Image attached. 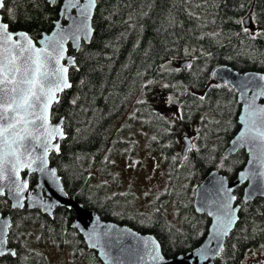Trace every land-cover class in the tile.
I'll return each mask as SVG.
<instances>
[{"label":"trees","instance_id":"obj_1","mask_svg":"<svg viewBox=\"0 0 264 264\" xmlns=\"http://www.w3.org/2000/svg\"><path fill=\"white\" fill-rule=\"evenodd\" d=\"M61 3L5 0L3 19L11 29L25 30L38 40L59 19ZM248 15L252 25L243 27L251 33L264 32V0H99L91 43L83 44L78 53L70 48L78 68L70 71L72 88L52 110L53 121L65 117L66 138L60 154H52L51 163L61 170L70 197L104 219L154 233L167 257L194 249L207 233V215L196 213L193 206L196 187L213 169L233 179L247 163L245 150L224 155L240 128L241 105L231 86L213 80L212 71L228 64L242 72L264 73V36L253 40L235 22ZM184 59L191 60L190 68L179 66ZM177 68L181 71H175ZM178 107L183 119L174 115ZM128 110L135 128L139 125L164 133L159 142L173 140L176 132L180 135V123L199 124L198 151H191L186 158L180 151L164 153L171 187L178 186L182 171L192 180L188 204L167 190L144 223L140 215L126 213L131 205L138 209L134 192L116 193L112 182H100L89 173L95 165H102L105 171L114 165L110 159L120 140L114 131L119 130ZM214 138L218 148L212 151ZM110 141L112 147L107 150ZM243 193V185L235 190L242 205L240 220L217 264H242L248 251H264V198L245 203ZM167 199L174 204L175 223L168 218ZM0 207L12 215L15 228L35 226L57 238L75 232L71 227L73 212L64 207L57 208L53 217L27 208L12 210L5 197L0 199Z\"/></svg>","mask_w":264,"mask_h":264},{"label":"water","instance_id":"obj_2","mask_svg":"<svg viewBox=\"0 0 264 264\" xmlns=\"http://www.w3.org/2000/svg\"><path fill=\"white\" fill-rule=\"evenodd\" d=\"M48 1L54 5L57 0ZM98 1L92 10V17L88 21L92 29H94L93 19ZM81 3H86V0H81ZM65 6L66 0H62L59 19L55 21L52 30L43 32L38 40L33 39L29 32L25 30H14L9 26V31L13 33H27L36 48L47 46L49 47V51H52V46L48 43V40L52 38L54 33L59 31L56 26L57 23L64 29H68L72 23L71 19L61 14ZM3 8H0V22L8 24L3 19ZM67 15L69 17H78L79 13L76 9H72ZM245 21L246 26L250 27L252 24L251 16L248 15ZM94 33L95 29L92 36L87 40L81 37L78 47L77 42L68 38L64 42L65 60L61 63H66L68 58H74L77 69L76 55L70 52V48L78 53L83 44L91 43ZM188 64H191L190 59H184L179 62L181 68H187ZM72 69L70 66L69 72L67 73L69 80ZM212 76L216 82L229 84L233 87L237 92L238 101L241 105L238 115L240 128L224 150V155L225 157H230L239 150H245L248 155V160L244 168L239 171L235 178L230 179L219 169H213L196 187L193 202L194 209L198 214H206L211 221L204 240L194 249L175 257H167L163 253L160 241L154 234L142 233L128 224L104 219L97 211L87 208L82 202L68 195L62 177L58 173L57 166L51 163V155L60 154L61 144L65 138H60L57 141H48V153L47 156H44L47 133L51 131L52 127H60L65 133V117L60 118L58 121L52 120V110L56 105L55 103L52 105L50 120L45 128L19 124L13 133L10 134V141L14 140L16 142L12 143L10 148L5 147L4 150L6 153H15V155L7 156V160L10 163L4 165V171L0 174V190L3 192L0 198L7 196L11 201L13 209H23L27 204L29 208L38 209L49 216H53L54 209L58 206L73 209L75 220L71 226L77 229L84 237L89 248L97 251L103 264H217L216 259L221 255L222 251L218 254L209 251L207 259H205L203 251L205 249L214 250L218 246H222L223 250L227 238L236 228L242 209L235 194L237 187L244 186L242 200L245 203L254 201L257 198H264V139L260 138L264 134V118H261L257 112L251 115H249V112H246V108L252 103L253 98H255L254 108L256 110L264 108V73L260 71L241 72L228 64H220L213 70ZM242 85H246V87H242ZM70 89L59 93V102L63 93ZM25 128H27V132ZM17 132L19 136H16ZM29 132L31 135H28ZM242 136L244 137L243 139H241ZM20 137H23V139H20ZM55 143L59 144L58 152L53 148ZM41 157L44 158L47 164V168L43 172L39 170L42 166ZM49 170H55V178L51 176ZM24 172H27L25 177L22 175ZM32 173L36 174L38 179L33 192L29 189L28 181L29 175ZM25 182L28 187L24 192L23 206L21 207L14 195L13 189L16 184H24ZM232 197H235V199H232ZM225 201H230L236 219L226 236H223L222 239H214L218 218L222 219L224 216L225 210L223 205ZM4 223L8 224L9 235L13 225L12 216L9 213L4 214L0 207V225ZM93 235L95 238H90ZM154 257L156 258L154 259Z\"/></svg>","mask_w":264,"mask_h":264},{"label":"snow or ice","instance_id":"obj_3","mask_svg":"<svg viewBox=\"0 0 264 264\" xmlns=\"http://www.w3.org/2000/svg\"><path fill=\"white\" fill-rule=\"evenodd\" d=\"M97 0H86L82 4L81 0H66V6L61 13L66 18L71 19L72 23L68 29H64L57 23L58 32L54 33L48 43L52 46V51L49 47L36 48L33 41L28 37L27 33L9 31V25L0 22V174L4 171V165L10 163L7 160L8 155H15V153H6L5 147H11L12 143L9 136L16 129L17 125H31L33 127L45 128L50 120V113L52 105L59 103V93L66 89H70L72 84L68 79L67 73L71 66L74 70L76 64L74 58H68L66 63L61 62L65 60L64 42L71 38L77 42V47L81 37L86 40L89 39L94 29H92L88 21L92 17V10L95 8ZM4 0H0V8H3ZM76 9L79 13L78 17H69L67 14L70 10ZM242 26V31L251 35V39L255 40L257 36H264V32L251 33L247 27H243L245 19L241 18L235 21ZM18 50V51H17ZM187 67H191L188 64ZM175 71H181L180 68ZM168 87V85H165ZM246 87V85H242ZM202 100L203 97L201 96ZM171 101V97L169 98ZM74 104L75 101L73 100ZM143 103V101H138ZM255 98L251 104L246 108V112L251 115L257 112L261 118H264V108L256 110L254 108ZM178 119H183L182 111L178 107L177 113L174 114ZM164 119V117H160ZM27 132V128H25ZM28 135H31L29 132ZM19 136V133H16ZM60 138H66L62 128L53 126L51 131L47 133L46 146L44 148V156H47L48 141H57ZM244 137L242 136L241 139ZM264 139V134L261 135ZM23 139V137H20ZM156 139V137H153ZM186 151L191 152L195 149V145L191 143L192 138L185 136ZM55 151H59V144L53 145ZM186 158V157H185ZM41 159L40 171H45L47 168L46 161L43 157ZM51 176L55 178V170H49ZM28 185L16 184L13 189L14 195L18 201L19 206H23L24 192ZM0 195H3L0 190ZM235 199V197H232ZM15 206V205H14ZM224 216L218 218L214 239L220 238L228 234V230L235 222L234 210L232 209L230 201H225ZM94 239V235L90 237ZM8 224L0 225V257L10 255L17 256L16 251L8 247ZM95 246V245H93ZM264 247V246H262ZM218 254L222 251V246H218L214 250L205 249L203 255L207 259L208 252ZM156 257H154L155 259Z\"/></svg>","mask_w":264,"mask_h":264},{"label":"rangeland","instance_id":"obj_4","mask_svg":"<svg viewBox=\"0 0 264 264\" xmlns=\"http://www.w3.org/2000/svg\"><path fill=\"white\" fill-rule=\"evenodd\" d=\"M142 99L144 100V98ZM130 111L128 110L122 116L119 130L114 131V136L117 137L118 135L120 139L119 143L115 145L118 149L115 150V154L110 159L114 165H108L107 171L101 165L93 169V173L96 174L100 182H112V187L119 192H134L135 194H133L136 195L134 203L138 209L143 211L150 212L152 208L151 203L157 204L161 194L167 190L173 192V195L177 198H185L184 204L187 205L192 195L190 187L192 180L187 179L186 171H182L178 186L175 189L171 187L168 165L167 163L165 164L164 159L166 155L164 156L163 152L152 145L155 143L153 137H156L154 140L159 142L158 137L164 136V133L159 132L157 134L156 131L144 129L139 125L135 128L131 124ZM167 112L170 113V111ZM177 129L181 134L187 132V129L183 128L182 125ZM196 129L197 125L192 130L196 132ZM160 142L164 147L170 144L167 141L160 140ZM215 142L217 141L215 140ZM132 145H135L137 149H131ZM173 205L167 199L168 218L171 222L175 223L176 217L175 212L172 211ZM258 261L264 264V251L254 249V251H248L245 254L242 264H257Z\"/></svg>","mask_w":264,"mask_h":264},{"label":"flooded vegetation","instance_id":"obj_5","mask_svg":"<svg viewBox=\"0 0 264 264\" xmlns=\"http://www.w3.org/2000/svg\"><path fill=\"white\" fill-rule=\"evenodd\" d=\"M235 95L237 97V93H235ZM166 101L168 102V100H166ZM197 123L198 122L180 123L183 126V128L187 129V132L182 133L180 135L176 132V137H173L174 141L171 139H168V138L163 140V141L169 142L170 144L173 141L174 142L173 145L169 144L167 147H164L162 145V143L161 144L160 143H153L152 145L157 147L163 153L168 152V151H174V152L180 151V152H182L183 157H187V155L190 152L187 151L185 154L183 152L184 148H185V136L192 138L191 142H192V144L195 145V149L199 150L201 148V146H200V133L198 130L199 124H197ZM177 125H178V122L176 123V126ZM196 125H197V129H196V132H194L192 129L194 126L196 128ZM172 133H174V130L171 132V134ZM194 134H195V136H193ZM171 138H172V136H171ZM214 146H216V147H214ZM111 147H112V142L110 141L108 146H107V150L110 149ZM217 148H218V146H217V143L215 142V138H214L213 144L210 146V150L215 151ZM131 149H137V147L135 145H132ZM164 159H165V157H164ZM55 166H57V165H55ZM98 167H99V165H95L91 169V171L89 172L91 175H95V178L97 180H99V179L96 176V174L93 173V169L98 168ZM57 169H58V172L60 174L61 170L58 168V166H57ZM22 175H23V177H25L27 175V172H24ZM28 181H29V189H30V191L33 192V189L35 188V185L38 182L36 174H33V173L30 174ZM115 191H116V193H119V191L117 189H115ZM125 193H127V192H125ZM125 193L123 192V194H125ZM3 197H5L9 201L10 208L12 210H16V209L12 208L11 201L7 198V196H3ZM71 198H73V197H71ZM73 199H75V198H73ZM75 200H77V199H75ZM77 201H79V200H77ZM151 204H152L151 210H153V208L155 207L154 206L155 203L152 202ZM24 208H27L30 211L31 210L32 211L38 210V209L29 208L27 204L25 205ZM57 208H62V207L58 206L54 209V211ZM64 208H66V207H64ZM69 210H71L73 212V220H72V222H73L75 220V213H74L73 209H69ZM92 210H94V209H92ZM151 210H150V212H151ZM38 211H40V210H38ZM172 211L175 212L174 207L172 208ZM150 212L143 211L141 209L134 210V207L132 205H131V210L126 211V213H132V214L140 215L139 217H142L141 223L146 222V221H144V218ZM4 214H8V213H4ZM53 215H54V212H53ZM201 215H203V214H201ZM50 217H53V216H50ZM208 219H209V221H211L209 217H208ZM12 222H13V217H12ZM209 225H210V222H209ZM209 225H208V228H209ZM15 229L17 231L14 232ZM72 229H74V228L72 227ZM23 230H24V232L21 235L19 232L23 231ZM138 231L142 232V233L154 234L150 231H143V230H138ZM206 234L204 235L202 241L204 240ZM8 239H9V244H8L9 248L16 251L17 256L13 257L10 255H6V256L0 257V264H103V262L101 261V259L98 256L97 251L88 247V244L85 242L84 237L78 232L77 229H75L74 234H70L68 236H63V237L60 236L57 238L53 234V232H52V234H45L41 230V228H38L35 226H33V228L32 227H24V226L15 228L14 222H13V225H12L10 232H9V235H8ZM257 264H261V262L258 261Z\"/></svg>","mask_w":264,"mask_h":264}]
</instances>
